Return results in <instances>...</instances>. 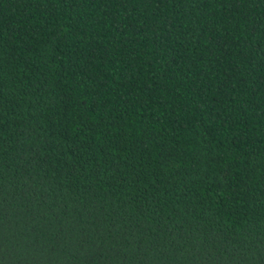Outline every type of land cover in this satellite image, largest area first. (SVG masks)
<instances>
[{
  "label": "trees",
  "instance_id": "16d2710c",
  "mask_svg": "<svg viewBox=\"0 0 264 264\" xmlns=\"http://www.w3.org/2000/svg\"><path fill=\"white\" fill-rule=\"evenodd\" d=\"M0 264H264V0H0Z\"/></svg>",
  "mask_w": 264,
  "mask_h": 264
}]
</instances>
